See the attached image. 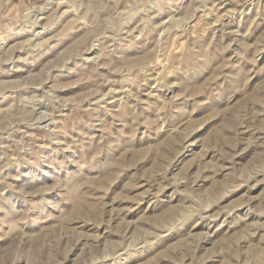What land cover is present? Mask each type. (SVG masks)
I'll list each match as a JSON object with an SVG mask.
<instances>
[{
	"label": "rangeland",
	"instance_id": "rangeland-1",
	"mask_svg": "<svg viewBox=\"0 0 264 264\" xmlns=\"http://www.w3.org/2000/svg\"><path fill=\"white\" fill-rule=\"evenodd\" d=\"M0 264H264V0H0Z\"/></svg>",
	"mask_w": 264,
	"mask_h": 264
}]
</instances>
